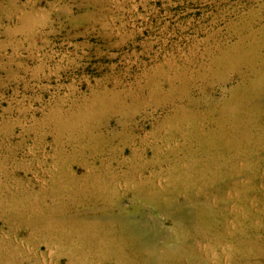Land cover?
Returning <instances> with one entry per match:
<instances>
[{
  "label": "rangeland",
  "instance_id": "obj_1",
  "mask_svg": "<svg viewBox=\"0 0 264 264\" xmlns=\"http://www.w3.org/2000/svg\"><path fill=\"white\" fill-rule=\"evenodd\" d=\"M0 264H264V0H0Z\"/></svg>",
  "mask_w": 264,
  "mask_h": 264
}]
</instances>
